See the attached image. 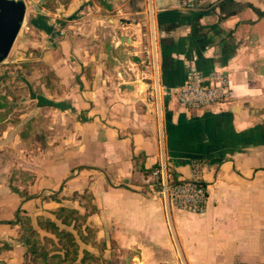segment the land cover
I'll use <instances>...</instances> for the list:
<instances>
[{
	"label": "crops",
	"instance_id": "1",
	"mask_svg": "<svg viewBox=\"0 0 264 264\" xmlns=\"http://www.w3.org/2000/svg\"><path fill=\"white\" fill-rule=\"evenodd\" d=\"M24 1L26 49L60 88L42 94L50 104L33 97L43 109L41 129L27 125L33 138L0 133V150L11 149L0 154V264L24 259L17 212L41 238L56 240L37 218L75 235L53 210L82 214L73 194L84 190L95 207L85 225L96 241L132 251L129 264H264V0ZM151 38L164 84L181 83L192 64L225 70L232 98L185 109L165 96L156 114L145 97ZM161 150L175 179L190 178V160H201L202 215L171 208L167 219L142 194Z\"/></svg>",
	"mask_w": 264,
	"mask_h": 264
},
{
	"label": "built area",
	"instance_id": "2",
	"mask_svg": "<svg viewBox=\"0 0 264 264\" xmlns=\"http://www.w3.org/2000/svg\"><path fill=\"white\" fill-rule=\"evenodd\" d=\"M144 57L150 66L146 73L148 82L145 90L146 101L153 106L155 113L160 111L163 97L171 96L185 109H198L212 104L227 102L233 96L231 79L225 70L204 73L200 67L192 64L187 68L184 80L175 85L164 84L158 74V51L154 39L143 48ZM191 177L175 179L167 157L161 150L156 164L141 181L142 194L152 200H159L167 215L171 208L202 215L205 211L207 186L200 177L201 160L191 159ZM166 264V263H159ZM233 264H263L235 262Z\"/></svg>",
	"mask_w": 264,
	"mask_h": 264
},
{
	"label": "trees",
	"instance_id": "3",
	"mask_svg": "<svg viewBox=\"0 0 264 264\" xmlns=\"http://www.w3.org/2000/svg\"><path fill=\"white\" fill-rule=\"evenodd\" d=\"M32 49L27 50V57L20 61L18 64L23 67L26 72L30 73L34 68H42L45 70V75L42 76L41 82L45 88L48 89H59V85L56 83L57 77L52 70L48 69L47 66L41 62L36 57L32 56ZM39 103L50 104V102L42 97V95L37 96ZM8 97L0 93V130L5 128V121L8 118L7 115L10 111V106H8ZM58 105V104H54ZM34 120V118H31ZM29 132L32 130L28 129ZM27 131V132H28ZM26 130H20L19 136L24 139ZM2 148L0 154L4 150H9L7 148ZM10 151V150H9ZM11 190L17 191V188L9 184ZM28 195H26L27 197ZM73 197H76L79 203L83 205L84 212L80 214L78 210L73 208L57 207L53 210L56 218L65 225H72L75 231L76 237L83 243H90L92 246L96 247L98 253L89 252L86 249H79V244L76 241L75 235L68 230L61 229L48 219L37 218L39 225L45 226L46 229L50 230L54 234L56 240L50 238H42L43 241L39 239L38 233L32 227L29 216L17 212L15 214V224L17 225L18 240L23 245L24 259L22 264H114L113 254L109 251L108 257H103L102 253L104 249H111L112 247H117L115 242L111 239L109 240H95V235L92 228L85 225V220L87 215L95 210V207L91 204V195L87 190H84L81 194L74 193ZM82 227L85 230V234L82 232ZM80 251V255H79ZM129 260L126 264H129L130 258L133 254L132 251L129 252Z\"/></svg>",
	"mask_w": 264,
	"mask_h": 264
},
{
	"label": "rangeland",
	"instance_id": "4",
	"mask_svg": "<svg viewBox=\"0 0 264 264\" xmlns=\"http://www.w3.org/2000/svg\"><path fill=\"white\" fill-rule=\"evenodd\" d=\"M24 39L25 31L20 30L8 56L0 62V93L8 97V106H10V111L7 115L8 118L5 121V128L0 130V133L1 131H5L4 134L7 136L8 132L15 130V128L18 134L20 130H26L25 138L21 139L20 144H24L23 142L27 141L30 137L33 138L32 133L34 132L31 133L28 131V129L30 130V128H27L28 124L32 123L33 126L41 129L43 118L41 119L42 114L39 112L43 109L37 105V100L33 97L47 92V89L42 86L41 82L42 76L45 75V70L42 68H34L32 72L27 73L18 64L27 57ZM16 56H21V58L16 59ZM33 113L37 114V116H33ZM31 118H34V120H31ZM3 147L4 149L11 150L5 145H2ZM9 150H4V154L9 156ZM39 239L43 241L40 236ZM109 251L113 254L114 264H126L128 262L130 251L119 250L117 247H112Z\"/></svg>",
	"mask_w": 264,
	"mask_h": 264
},
{
	"label": "water",
	"instance_id": "5",
	"mask_svg": "<svg viewBox=\"0 0 264 264\" xmlns=\"http://www.w3.org/2000/svg\"><path fill=\"white\" fill-rule=\"evenodd\" d=\"M24 0H0V62L5 59L20 32L26 5ZM122 87H129L124 84Z\"/></svg>",
	"mask_w": 264,
	"mask_h": 264
}]
</instances>
